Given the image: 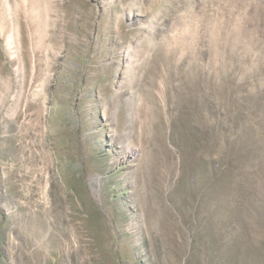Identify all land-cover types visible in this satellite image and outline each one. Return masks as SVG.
Here are the masks:
<instances>
[{
  "label": "rangeland",
  "instance_id": "rangeland-1",
  "mask_svg": "<svg viewBox=\"0 0 264 264\" xmlns=\"http://www.w3.org/2000/svg\"><path fill=\"white\" fill-rule=\"evenodd\" d=\"M0 264H264V0H0Z\"/></svg>",
  "mask_w": 264,
  "mask_h": 264
},
{
  "label": "bare ground",
  "instance_id": "bare-ground-1",
  "mask_svg": "<svg viewBox=\"0 0 264 264\" xmlns=\"http://www.w3.org/2000/svg\"><path fill=\"white\" fill-rule=\"evenodd\" d=\"M12 23V22H11ZM12 24H14L15 25V28H16V32H14L13 34L12 33H10V34H6L5 35V40H6V43H7V45H9V49H11V43H12V40H17V41H19V40H30V41H32V43L34 44V46H35V48H40V46L41 45H43L42 43H41V38H39V32H37L36 31V29L35 30H33V26L31 27V29H30V31H29V33L26 35V37L24 36V38L23 37H20L21 35H20V32L18 31V26L19 25H17V23H12ZM49 26V25H48ZM65 33H66V30L64 29V27L62 26L61 27V25H59V27L56 29V30H49V32L48 33H46V35H45V37H46V39H47V45L50 47V46H52V47H54V48H60L61 47V44H63L64 42H66V44H65V46H76L74 43H72V42H67L66 41V37H64L65 36ZM40 43V44H39ZM46 45V46H47ZM34 46H33V48H34ZM63 47V46H62ZM77 47V46H76ZM32 48V49H33ZM67 48V47H66ZM41 49V48H40ZM61 49V48H60ZM14 50V49H13ZM34 51H35V49H34ZM38 51H40V50H38ZM67 51V50H66ZM11 57L12 58H15L17 61H18V63H20V65L18 66V69H16L15 70V74L16 75H18V76H23V79L25 80V78H28L29 77V75L31 76V77H33V72L35 73V76L36 77H38V72H39V70H38V68H37V62H35L34 64H36V66L34 65L33 66V61H32V63L30 64V61L32 60L31 59V57H29V51H28V53H27V51H23L22 52V55H21V58H19L18 56H16V53L14 52V51H12L11 52ZM33 54V53H32ZM31 54V55H32ZM7 78V77H6ZM20 78V77H19ZM18 78V79H19ZM35 79V78H34ZM28 80V79H27ZM18 81H20V79L18 80ZM17 82V81H16ZM27 82V81H26ZM25 82V83H26ZM20 85V84H19ZM25 85H27V84H25ZM28 86V85H27ZM26 86V87H27ZM22 87H23V85H22ZM26 87L24 88V89H26ZM23 89V88H22ZM24 89H23V91H24ZM21 93V92H20ZM21 95V94H20ZM23 95V94H22ZM21 95V96H22ZM23 97V96H22ZM21 99V98H20ZM16 102H18V101H16ZM30 104V103H29ZM29 107L31 108V106L29 105ZM33 109V108H32ZM18 119V118H17Z\"/></svg>",
  "mask_w": 264,
  "mask_h": 264
}]
</instances>
